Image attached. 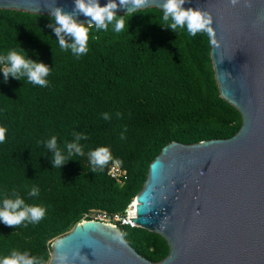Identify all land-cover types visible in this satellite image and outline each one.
<instances>
[{
  "label": "trees",
  "instance_id": "obj_1",
  "mask_svg": "<svg viewBox=\"0 0 264 264\" xmlns=\"http://www.w3.org/2000/svg\"><path fill=\"white\" fill-rule=\"evenodd\" d=\"M129 20L120 33L92 29L88 52L75 56L56 40L51 14L0 8V54L22 52L52 67L47 87L0 74V200L22 197L46 208L38 223H0V256L15 249L49 264L53 241L93 210L126 214L148 178L152 161L172 141L193 144L234 136L241 112L221 96L206 33L190 35L161 27L162 9L118 13ZM38 53V55H37ZM108 113L109 119L103 114ZM79 141L82 155L53 168L43 141ZM106 147L108 159L94 167L91 150ZM117 160L127 170L121 183L108 174ZM32 186L38 196H29ZM126 240L143 256L160 262L168 240L140 226L119 224Z\"/></svg>",
  "mask_w": 264,
  "mask_h": 264
},
{
  "label": "water",
  "instance_id": "obj_2",
  "mask_svg": "<svg viewBox=\"0 0 264 264\" xmlns=\"http://www.w3.org/2000/svg\"><path fill=\"white\" fill-rule=\"evenodd\" d=\"M58 6L71 12L74 0H0V8L43 14ZM185 7L213 19L216 78L221 96L242 114L240 130L225 139L172 141L150 164L131 223L168 240L163 260L141 255L119 224L84 219L53 241L49 264H61V255L68 264H264V0H188Z\"/></svg>",
  "mask_w": 264,
  "mask_h": 264
},
{
  "label": "clouds",
  "instance_id": "obj_3",
  "mask_svg": "<svg viewBox=\"0 0 264 264\" xmlns=\"http://www.w3.org/2000/svg\"><path fill=\"white\" fill-rule=\"evenodd\" d=\"M235 4L237 0H232ZM148 0H108L101 4V0H74V10L65 11L63 7H55L51 13L52 23L49 25L55 33L56 40L62 50H70L77 57L87 54L89 34L92 29L107 31L109 26L116 33L123 31L127 25L129 31V20L125 15L118 14L120 7L128 8L133 5L134 9L144 7ZM188 0H163L161 27L168 28L177 33L178 29H186L187 32L196 36L198 33H206L210 38L214 37L213 19L204 10L197 7H185ZM128 11L127 13H129ZM79 15L88 17L87 22L80 21ZM212 43H216L214 39ZM23 49L18 52L13 49L6 54H0V74L4 82L10 78L24 81V78L33 85L47 87L48 76L52 67L42 60L33 59L28 51ZM38 55V53H37ZM109 119V114H103ZM75 139L66 144L67 155L58 147L57 137L43 141L48 150H52L53 168H62L68 163V157L82 155V146L79 141L85 139L81 133H74ZM6 139V129L0 127V143ZM108 149L100 147L88 153L90 163L96 167H102L108 159ZM39 187L32 186L28 191L29 196H38ZM46 215V208L40 205H29L20 197H5L0 200V223L8 226H17L25 222L38 223ZM61 264H68L69 258L65 255L59 257ZM0 264H46L42 257L31 255L29 252L13 249L10 254L0 256Z\"/></svg>",
  "mask_w": 264,
  "mask_h": 264
},
{
  "label": "built area",
  "instance_id": "obj_4",
  "mask_svg": "<svg viewBox=\"0 0 264 264\" xmlns=\"http://www.w3.org/2000/svg\"><path fill=\"white\" fill-rule=\"evenodd\" d=\"M108 174L116 179L117 181L124 183L127 179V170L124 169L117 160H114L108 167ZM130 207L127 209L126 214H119V213H108L102 210H93L89 214H87L86 219H93V220H100L104 222L116 223V224H123V225H131L130 218Z\"/></svg>",
  "mask_w": 264,
  "mask_h": 264
},
{
  "label": "bare ground",
  "instance_id": "obj_5",
  "mask_svg": "<svg viewBox=\"0 0 264 264\" xmlns=\"http://www.w3.org/2000/svg\"><path fill=\"white\" fill-rule=\"evenodd\" d=\"M137 202V200H136V198L133 200V202H132V204H131V207L135 204ZM130 207V208H131ZM130 210V209H129ZM132 216H131V210H130V218H131Z\"/></svg>",
  "mask_w": 264,
  "mask_h": 264
}]
</instances>
